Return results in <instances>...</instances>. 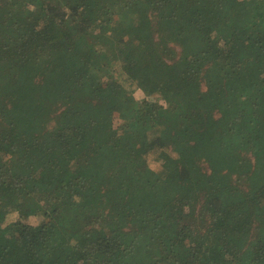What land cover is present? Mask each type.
Listing matches in <instances>:
<instances>
[{"label": "trees", "instance_id": "trees-1", "mask_svg": "<svg viewBox=\"0 0 264 264\" xmlns=\"http://www.w3.org/2000/svg\"><path fill=\"white\" fill-rule=\"evenodd\" d=\"M59 1L0 0V264H264V0Z\"/></svg>", "mask_w": 264, "mask_h": 264}, {"label": "rangeland", "instance_id": "rangeland-1", "mask_svg": "<svg viewBox=\"0 0 264 264\" xmlns=\"http://www.w3.org/2000/svg\"><path fill=\"white\" fill-rule=\"evenodd\" d=\"M58 3H60L59 0H57ZM107 1H111L114 2L115 0H107ZM105 1V3L107 2ZM118 2V0H117ZM6 36L1 34L0 35V41L3 40ZM216 40V39H215ZM6 41V40H5ZM88 42H91V40L89 38H87ZM124 45H125V50L129 51L132 48L137 46V43L127 34L124 35ZM86 47H89V44L86 42L85 44ZM84 47V45L82 46ZM81 47V49H82ZM7 53V51L0 46V55H3ZM112 55V54H111ZM120 58V54L118 53V51L115 52V54L113 55V60L112 61H117ZM16 67L14 66L15 70H16V75H13V70L10 69V71L6 72L3 74L4 70H2L0 68V81L1 80H5L7 78L13 77H19V76H23L25 75L24 72L17 66V64L15 63ZM103 78L105 77V73H103L101 75ZM103 78H99L97 76V80L98 83H101L103 86L106 85L105 80H103ZM37 78L34 76V71L33 69H31V75L29 77V79L26 81L25 86H23V88L21 90H24L27 86L29 85H34L36 84ZM43 81L42 78L39 79V81ZM38 81V80H37ZM134 92L136 97L138 98H142L144 96V93L137 88H134ZM49 94V93H48ZM113 94L111 92H107L105 93L104 99L106 97H110ZM45 99H43L40 95L39 96H34L33 100L34 102H37L39 104H43V107L37 108L38 111H35V115L34 118L32 120H30V122L33 124V130L31 132V134L27 137L28 139H33L34 135L40 134L42 131L36 132L35 128L37 127H44V131L48 128L51 129V127L55 126L56 123L58 122V118L59 116L62 114L63 111H66L65 109H69L74 108L75 111H78L79 109L77 108V104L74 103V107L71 105V102H67V101H58L59 99H63V98H56L55 100L52 101L51 98L48 97V95H44ZM58 101V102H57ZM119 103L115 104L114 106H112V108L110 107L109 110L105 111L106 116H108L110 121H113L115 123V125H117L118 123H120V121H122V118H125L123 111V107L121 105H118ZM51 121V122H50ZM50 122V123H49ZM72 127H67L66 128V133L69 132L71 130ZM162 150L159 149L158 147L150 150L149 152H147L146 154V158L148 160L149 166L154 169L155 171H161L162 169V162L160 161L159 157L161 154Z\"/></svg>", "mask_w": 264, "mask_h": 264}]
</instances>
